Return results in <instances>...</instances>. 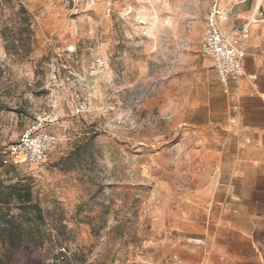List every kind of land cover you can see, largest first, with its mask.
I'll use <instances>...</instances> for the list:
<instances>
[{"label":"rangeland","instance_id":"1","mask_svg":"<svg viewBox=\"0 0 264 264\" xmlns=\"http://www.w3.org/2000/svg\"><path fill=\"white\" fill-rule=\"evenodd\" d=\"M213 1L0 0V179L32 182L51 235L16 264H185L210 185ZM37 125L57 137L44 162L4 166Z\"/></svg>","mask_w":264,"mask_h":264},{"label":"crops","instance_id":"2","mask_svg":"<svg viewBox=\"0 0 264 264\" xmlns=\"http://www.w3.org/2000/svg\"><path fill=\"white\" fill-rule=\"evenodd\" d=\"M219 7L223 30L264 18V0H219ZM246 49L238 84L224 86L208 61L217 82L198 137L210 185L197 195L205 216L187 227L185 264H264V20L251 24Z\"/></svg>","mask_w":264,"mask_h":264},{"label":"built area","instance_id":"3","mask_svg":"<svg viewBox=\"0 0 264 264\" xmlns=\"http://www.w3.org/2000/svg\"><path fill=\"white\" fill-rule=\"evenodd\" d=\"M262 1V0H259ZM226 14L214 0L206 20L205 33L200 43L201 54L212 60L221 83L228 87L231 82L238 84L244 76V59L247 55L246 42L253 22L264 20L254 16L249 22L230 30H223ZM40 125L33 126L22 138L2 152L4 166L40 164L56 145L57 137L50 132H41ZM204 244L202 240H193Z\"/></svg>","mask_w":264,"mask_h":264},{"label":"trees","instance_id":"4","mask_svg":"<svg viewBox=\"0 0 264 264\" xmlns=\"http://www.w3.org/2000/svg\"><path fill=\"white\" fill-rule=\"evenodd\" d=\"M46 226V212L33 199L32 182L28 178L10 183L0 179V264H16V255L23 252L40 254L51 236ZM54 229L61 232L64 227L57 224Z\"/></svg>","mask_w":264,"mask_h":264}]
</instances>
